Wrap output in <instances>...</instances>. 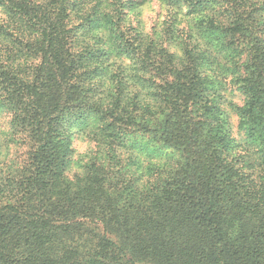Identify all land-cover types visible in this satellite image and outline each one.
Wrapping results in <instances>:
<instances>
[{"label":"trees","instance_id":"16d2710c","mask_svg":"<svg viewBox=\"0 0 264 264\" xmlns=\"http://www.w3.org/2000/svg\"><path fill=\"white\" fill-rule=\"evenodd\" d=\"M124 2L0 0V264H264V0Z\"/></svg>","mask_w":264,"mask_h":264},{"label":"rangeland","instance_id":"374dc122","mask_svg":"<svg viewBox=\"0 0 264 264\" xmlns=\"http://www.w3.org/2000/svg\"><path fill=\"white\" fill-rule=\"evenodd\" d=\"M124 3L123 16L127 27H137L146 35L161 40L165 45L168 44L166 38L168 36H166L164 29L167 25L166 20H169L168 14L170 11L162 0H126ZM183 11H186L185 7H183ZM1 16L2 12L0 11ZM185 18L183 16V19H181L185 21ZM169 37L173 38L174 36L170 34ZM224 93L228 100L241 104L242 96L233 85L228 84ZM8 120L9 115L0 110V129L8 127ZM231 131L235 138L240 139L241 135L237 127V117L233 113L231 114ZM76 144L78 151L81 153L88 147L82 140H77Z\"/></svg>","mask_w":264,"mask_h":264}]
</instances>
